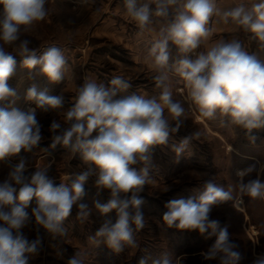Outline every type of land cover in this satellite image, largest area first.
<instances>
[{
    "label": "clouds",
    "instance_id": "9594fccd",
    "mask_svg": "<svg viewBox=\"0 0 264 264\" xmlns=\"http://www.w3.org/2000/svg\"><path fill=\"white\" fill-rule=\"evenodd\" d=\"M46 4L47 0H0V162L37 147L43 139L38 110L48 113L63 108L65 103L63 95H50L47 89L39 90L32 84L25 98L35 107L26 111L12 107L17 93L8 82L15 75L17 55L25 68L38 69V74L49 82L64 79L67 61L61 48L52 46L37 54L29 39H21L22 31L45 19ZM123 7L141 31L153 23L154 16L163 20L165 27L149 54L158 69L178 74L202 117L213 118L219 113L247 133L264 127V59L249 53L238 40H221L206 51H196L211 35L209 22L214 15L251 33L264 47V0H253L251 7L240 3L223 12L216 0H123ZM17 42V54L7 50ZM170 42L180 54L171 64ZM153 79L156 88L161 89L158 98L122 94L127 93L131 83L121 76L113 77L108 85L86 78L71 98L63 122L51 121V148L60 145L73 154L79 153L86 165L74 174L70 185L57 184L48 167L30 170L23 158L11 165L0 182V264H29L43 247L40 230L53 238L65 235L64 222L74 207L78 219L87 220L92 209L84 197L90 180L98 194L107 193L109 198L106 203L94 202L104 219L89 240L96 246L103 243L115 253L125 246L135 247L134 231L145 226L140 194L155 166L153 150L168 145L170 136L184 124L181 117L185 108L173 100L166 83L167 72L160 71ZM199 136V132L190 133L172 145L177 158ZM253 172H257L256 177L245 180ZM261 173L264 164L257 162L238 171L239 192L254 199L264 198ZM231 199V191L210 178L198 195L166 202L162 219L168 228L214 236V243L200 254L204 261L240 264L238 244L227 226L222 227L211 215L215 206ZM113 210L117 217L114 223L108 218ZM30 225L36 230L34 238L25 232ZM68 264H83V260L77 253ZM139 264H147V258H141ZM152 264L172 261L164 255ZM250 264H264V252L254 253Z\"/></svg>",
    "mask_w": 264,
    "mask_h": 264
},
{
    "label": "rangeland",
    "instance_id": "374dc122",
    "mask_svg": "<svg viewBox=\"0 0 264 264\" xmlns=\"http://www.w3.org/2000/svg\"><path fill=\"white\" fill-rule=\"evenodd\" d=\"M97 7L83 9L79 18L74 14L80 9H74L64 0H47L48 14L45 19L34 23L28 31L21 32V39H29L30 47L37 54H41L48 47L56 46L62 49L67 63L63 81L54 84L38 74V69L25 68L22 58L17 55L16 72L8 82L17 93L12 107L22 111L35 107L34 103L25 98L26 91L32 84L39 90L47 89L50 95H63L65 103L57 111L44 113L38 110L37 118L42 125L45 142L41 141L30 152L22 151L17 156L0 162V182L6 178L11 165L21 158L25 159L30 170L48 167L49 175L57 184L64 182L70 185L75 178L74 174L85 169L86 165L79 153L72 156L69 150L60 145L51 148L49 126L53 119L63 122L64 115L71 106L70 100L81 85H71L73 74L78 72L82 64L80 52H73L71 49L87 42L91 44L90 31L96 22ZM67 48L68 52L65 51ZM7 50L17 54L18 42ZM86 57L90 61L92 56L87 53ZM92 70L84 67L76 81L82 79L83 83L86 78L91 79L89 72H93ZM166 83L173 100L180 101L185 108L181 117L184 124L178 133L170 136L168 145L156 146L153 150L155 166L150 169L149 183L140 194L144 200L142 211L145 226L140 231H134L135 247L125 246L122 252L115 253L105 244L96 246L89 240L104 219L94 208V202L106 203L109 198L107 193L98 194L90 180L85 185L84 202L92 209L91 216L82 222L74 207L72 214L64 222L65 235L53 238L44 234L41 229L44 235L43 247L38 255L30 258L29 264H68V260L77 253L83 264H139L141 258H147V264H152L154 259L164 255H167L172 264H215L214 261H204L200 255L214 243V236L209 238L207 234L201 235L197 231L168 228L162 219L167 211L166 202L198 195L203 190L205 181L210 178L232 193L233 199L215 206L211 215L213 219L219 220L222 227L227 226L232 239L238 244L237 251L242 257L240 264H250L254 253L264 252V198L254 199L242 195L238 189L237 177L238 171L255 162L264 164V127L247 133L246 130L231 125L219 113L213 118H204L198 107L191 102L183 80L179 79L176 83L168 80ZM150 86L153 87V84ZM194 132H199L200 136L192 139L184 153L177 158L172 145L179 144L183 137ZM43 143L45 146H41ZM45 151L48 156L39 160ZM256 175L257 172H253L245 180L254 179ZM261 179H264V173H261ZM108 218L115 222L117 217L114 210L108 214ZM25 232L29 238L36 235L33 225L26 228Z\"/></svg>",
    "mask_w": 264,
    "mask_h": 264
},
{
    "label": "crops",
    "instance_id": "0c3cea01",
    "mask_svg": "<svg viewBox=\"0 0 264 264\" xmlns=\"http://www.w3.org/2000/svg\"><path fill=\"white\" fill-rule=\"evenodd\" d=\"M65 3L78 10L75 16L81 18L83 9L95 8L97 10L96 22L94 28L90 31L91 44L87 42L79 46L72 47L73 52H80L81 60L78 72L73 74V83L71 85L82 84V79L76 78L82 74L84 67L92 68L89 72L92 80L97 83L108 85L115 76H121L131 83L127 93H136L144 95L146 98H158L161 89H156L154 77L160 71L167 72L169 82H178L182 80L174 70L158 69L154 64V58L150 56L149 51L153 42L159 38L160 30L165 27L161 18L153 17V23L147 29L141 31L135 22L131 20L123 7V0H64ZM253 0H216V6L223 12L230 7L240 3L251 7ZM154 5L152 8L154 9ZM211 35L196 50L197 52L206 51L221 40H238L249 53H254L261 59H264V47L260 42L252 38V34L238 29L231 23H224L219 15H214L209 22ZM89 38V36H88ZM89 39V40H90ZM68 52V48L65 50ZM170 61L173 63L180 58V54L175 45L169 43ZM85 53V54H82ZM92 56L87 61L86 54ZM83 67V68H82ZM147 80H149L147 82ZM153 84V87L150 86ZM78 87V86H77ZM57 111V110H56ZM46 140H49L47 138ZM42 142H45L42 139ZM41 146H45L43 143ZM69 152L74 155L70 150ZM48 152L41 154L39 160H44Z\"/></svg>",
    "mask_w": 264,
    "mask_h": 264
}]
</instances>
